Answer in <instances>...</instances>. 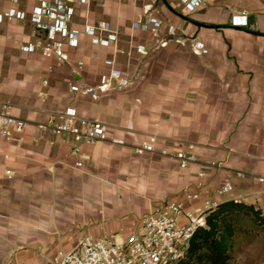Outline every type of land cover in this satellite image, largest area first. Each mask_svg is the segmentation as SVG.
<instances>
[{"label":"crops","instance_id":"1","mask_svg":"<svg viewBox=\"0 0 264 264\" xmlns=\"http://www.w3.org/2000/svg\"><path fill=\"white\" fill-rule=\"evenodd\" d=\"M99 1L103 6L84 7L71 22L79 43L72 48L64 41L69 59L59 62L53 54L22 50L47 43V32L31 21L37 0H0V14H24V20L0 22V100L29 122L22 143L0 136V264H46L57 254L58 238L69 249L83 231L95 238L119 235L187 191L218 204L240 195L247 204L264 206L257 182L264 174V0L212 1L193 13L177 0L159 2L166 22L157 35L134 28L143 3ZM233 16H247V26H233ZM100 21L110 25L108 31L95 29L100 39L117 37L108 47L93 43L84 29ZM171 25L177 28L173 35ZM196 42L207 53L198 52ZM113 69L127 85L112 91L101 78ZM72 85L94 89L97 98L72 92ZM66 109L106 123L127 146L100 142L73 154L70 137L40 127ZM152 135L157 150L193 145L197 162L182 169L170 156L135 154L134 147ZM78 161L84 166L78 168ZM210 162L219 166L207 168ZM134 177L143 183L132 182ZM226 182L235 187L233 195L217 196ZM63 228L69 230L56 245L55 231Z\"/></svg>","mask_w":264,"mask_h":264},{"label":"built area","instance_id":"2","mask_svg":"<svg viewBox=\"0 0 264 264\" xmlns=\"http://www.w3.org/2000/svg\"><path fill=\"white\" fill-rule=\"evenodd\" d=\"M15 1V0H14ZM84 3L89 0H82ZM143 3V18L134 23V28L144 33L157 35L164 26V22L154 17L152 12V0H135ZM178 4L188 13H193L205 7L210 2L220 0H177ZM38 5L34 7L32 13V23L38 28L47 32V43L42 40L36 41L22 47L27 53L40 51L44 55H55L59 62H66L69 57L65 53L64 39H68L70 47L78 46L79 31L69 30L67 20L71 19L74 9L64 8L63 0H54L50 3L45 0H37ZM24 20V14L15 9H10L4 15L0 14V22L4 19ZM247 16H233L232 25L235 27L247 26ZM102 30L106 24H102ZM177 31L174 26L168 27L169 34L173 35ZM85 32L92 36V42L108 47L111 42L116 41L114 34H108L107 39L95 38L94 28L88 27ZM61 37V40H58ZM184 37L176 38V41L186 42ZM165 41L162 45H166ZM195 49L200 53H207V49L202 42L194 44ZM138 51L145 54V47L139 46ZM112 62H107L111 65ZM82 64L80 63V66ZM117 80L116 84L113 82ZM127 85L119 70L113 69L109 75L101 78V86L107 90L114 86L123 88ZM71 91L83 95H90L97 98L94 89L90 87H80L72 85ZM14 107L8 101L0 100V136L7 141L24 142L25 134L29 122L16 117L13 114ZM42 130H48L54 137H70L75 143L73 154L81 155L83 145H95L100 142H108L114 146H127L126 141L120 137L110 135L109 126L98 120L88 119L78 114L75 109H66L51 115L45 124L40 125ZM39 141V139H35ZM54 140L50 141L54 145ZM157 139L155 135L149 137L147 141L134 147L137 155H161L173 157L179 167L186 169L190 164L197 162V154L193 145L181 146L175 143L172 150L156 149ZM78 168L84 166L83 161L76 163ZM211 167H218L219 164L212 162ZM8 176L14 173L7 170ZM202 175V174H200ZM243 177V174H238ZM257 182L264 189V174L257 177ZM235 187L226 182L216 191V195H233ZM242 196L233 199L234 202H242ZM219 204L211 198H203L200 192L187 191L183 198L179 200L166 199L157 207H154L147 215L131 223L127 230L122 229L124 237L106 234L101 238H95L90 233H84L73 241L72 246L67 249L64 243H60L59 249L54 259L46 264H177L185 255L190 240L195 233L206 227L207 214L217 208ZM72 238H68L71 242Z\"/></svg>","mask_w":264,"mask_h":264},{"label":"trees","instance_id":"3","mask_svg":"<svg viewBox=\"0 0 264 264\" xmlns=\"http://www.w3.org/2000/svg\"><path fill=\"white\" fill-rule=\"evenodd\" d=\"M262 222V211L255 205L223 202L207 214L206 227L195 233L177 264H234L231 253L236 236L246 223L256 226Z\"/></svg>","mask_w":264,"mask_h":264},{"label":"rangeland","instance_id":"4","mask_svg":"<svg viewBox=\"0 0 264 264\" xmlns=\"http://www.w3.org/2000/svg\"><path fill=\"white\" fill-rule=\"evenodd\" d=\"M64 8L67 9L68 7L74 9V14L71 17V19L67 20V25L69 30H73L71 27V22L74 20L75 16L79 13V17L82 15V10L84 7L87 9L92 6L94 8V4L96 6H103V3L99 0H97L95 3H91L92 0H89L88 2L84 3L82 0H63ZM159 2H166V0H152V8H153V16L157 17L158 19L162 20L165 25V19L162 18L161 12H160V3ZM159 15V16H158ZM105 23L107 30H110V25L107 22L100 21L98 22L95 26L88 25L85 23L84 29L91 27L96 30L100 29L102 30V27H104L102 24ZM79 31L78 29H74ZM95 38L100 39L97 31ZM105 31V30H104ZM68 39H64V41H67ZM110 62V61H108ZM120 88L118 86H114L113 90H119ZM144 121H148L150 117H143ZM149 125V123H148ZM149 135V134H148ZM135 153V152H134ZM150 155V154H149ZM157 155V154H154ZM212 163V162H210ZM210 163L208 164L207 168H210ZM134 183L137 184H142L143 183V178L138 179V177H134L133 180H131ZM142 197V196H141ZM242 203H246L243 199ZM247 204V203H246ZM256 208L260 209L262 211V216L264 217V206L261 204L255 205ZM243 232L239 233L235 240H234V246L232 249V262L234 264H264V224L263 222L261 224L258 223L256 226H251L249 223H246L244 226ZM62 230V231H61ZM66 230H69V228H63V229H58L55 231V236H56V245H57V237L62 236L63 233L66 232ZM83 232H80L79 235L83 234ZM65 235V234H64ZM80 235V236H81ZM118 237H124L122 233L117 235ZM70 237V236H69ZM58 245L60 243H64L63 241H60L58 238ZM72 242V241H71ZM72 246V243L70 247Z\"/></svg>","mask_w":264,"mask_h":264}]
</instances>
